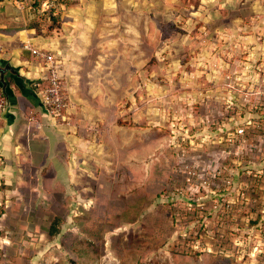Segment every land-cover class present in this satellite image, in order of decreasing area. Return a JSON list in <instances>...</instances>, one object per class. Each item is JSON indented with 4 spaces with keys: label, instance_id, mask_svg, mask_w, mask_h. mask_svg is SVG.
<instances>
[{
    "label": "rangeland",
    "instance_id": "374dc122",
    "mask_svg": "<svg viewBox=\"0 0 264 264\" xmlns=\"http://www.w3.org/2000/svg\"><path fill=\"white\" fill-rule=\"evenodd\" d=\"M132 5L116 145L68 204L3 211L0 264H264V0Z\"/></svg>",
    "mask_w": 264,
    "mask_h": 264
},
{
    "label": "crops",
    "instance_id": "0c3cea01",
    "mask_svg": "<svg viewBox=\"0 0 264 264\" xmlns=\"http://www.w3.org/2000/svg\"><path fill=\"white\" fill-rule=\"evenodd\" d=\"M32 1L0 0V60L20 76L8 78L9 106L0 121V212L16 220L14 225L22 222L17 213L23 207L38 216L60 199L66 205L69 196L84 194L101 159L109 157L116 145L117 84L106 68L126 64L125 44L117 49L115 37L132 31L126 23L132 0H78L70 6L44 1L57 7L61 27L39 33L20 22V12L30 11L25 4ZM118 22L124 25L116 30L112 23ZM25 44L58 59L71 106L62 118H52L44 107L48 74Z\"/></svg>",
    "mask_w": 264,
    "mask_h": 264
},
{
    "label": "built area",
    "instance_id": "2783aa9c",
    "mask_svg": "<svg viewBox=\"0 0 264 264\" xmlns=\"http://www.w3.org/2000/svg\"><path fill=\"white\" fill-rule=\"evenodd\" d=\"M24 48L29 50L33 56L43 64L48 74L49 85L42 93L44 107L52 118L63 117L64 113L69 112L71 106L65 94V87L58 59L55 54L44 49L33 48L29 44H25ZM5 107L6 96L0 85V121Z\"/></svg>",
    "mask_w": 264,
    "mask_h": 264
},
{
    "label": "trees",
    "instance_id": "16d2710c",
    "mask_svg": "<svg viewBox=\"0 0 264 264\" xmlns=\"http://www.w3.org/2000/svg\"><path fill=\"white\" fill-rule=\"evenodd\" d=\"M44 1H47V0H33L32 1V3H33V5H32V8L33 9H31L30 11H23V12H20V15L22 16L21 17V24H23L25 27H27V28H30V29H35L38 33L40 32V30L38 29V27L37 26H35L34 24H26L25 23V21L26 20H28V19H31V18H33L34 16H35V14H37L38 12L40 13L41 11L39 10L40 8V6H42V5H44ZM57 2L59 3V4H61V3H63V4H66V5H72V4H76V3H78V0H71V2L69 1V0H57ZM58 3L56 4V5H58ZM54 8H56L57 9V7H54ZM54 8L52 7L51 9H49V14H50V16H52V15H54V12H55V10H54ZM14 10H15V8H14ZM12 13L14 14V11H12ZM59 16H60V14H58ZM16 17V16H15ZM28 18V19H27ZM13 22H16L17 23V25H19V23H18V21L17 20H15V18H14V20H13ZM62 79H63V77H62ZM66 113H64V115H65ZM63 115V116H64ZM60 118H62V117H60ZM3 209H2V211L0 212V216L2 215V213H3ZM125 222H128V221H130L129 219H126V218H122ZM59 232V230H58V228L55 226V225H53V227H52V231H51V234L53 233V234H56V233H58Z\"/></svg>",
    "mask_w": 264,
    "mask_h": 264
},
{
    "label": "water",
    "instance_id": "95a60500",
    "mask_svg": "<svg viewBox=\"0 0 264 264\" xmlns=\"http://www.w3.org/2000/svg\"><path fill=\"white\" fill-rule=\"evenodd\" d=\"M9 77H13V78L20 77L19 72L16 69L12 68L9 63H4L0 60V85L3 89L5 96H7L6 94H7V89L9 85L8 84ZM8 106H9V101L7 102V105L4 111L7 110Z\"/></svg>",
    "mask_w": 264,
    "mask_h": 264
}]
</instances>
